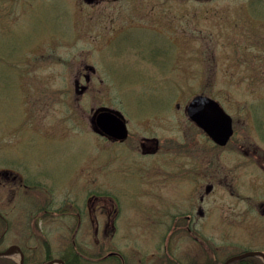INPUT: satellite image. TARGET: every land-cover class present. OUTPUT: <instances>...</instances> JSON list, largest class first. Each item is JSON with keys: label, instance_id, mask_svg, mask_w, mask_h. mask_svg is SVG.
Listing matches in <instances>:
<instances>
[{"label": "rangeland", "instance_id": "rangeland-1", "mask_svg": "<svg viewBox=\"0 0 264 264\" xmlns=\"http://www.w3.org/2000/svg\"><path fill=\"white\" fill-rule=\"evenodd\" d=\"M150 1L164 7L156 11L155 24L136 17L117 34L89 27L85 7L77 0H0V170L28 180L16 193L0 186V213L6 210L4 198L9 206L4 213L9 230L0 247L30 246V264L44 263L46 256L39 239H29L25 221V212L31 215L39 204L75 201L78 209V201L90 191L83 188L102 181L103 172L115 188L109 194L115 191L120 202L132 203L135 210L129 214L147 202L136 174L129 181L119 176L115 148L103 151L99 137L89 132V106L116 108L133 126L152 113L167 111L169 119L182 118L174 110L178 104L185 108L194 96L218 89L213 99L227 114L263 119L264 132V88L259 89L255 78L264 65V0ZM243 59L252 61L251 73L243 74ZM86 61L96 67L97 81L104 78L108 84L102 94L93 84L90 94L76 102L71 81ZM158 114L154 119H167ZM38 184L43 190H36ZM123 223L126 234L107 239L109 250L121 251L131 261L192 264L194 248L181 241L183 247H172L167 258L165 239L139 235L132 227L137 219ZM59 226L48 218L41 224L56 234ZM56 234L48 240L53 256L60 258L70 238ZM94 240L88 234L75 239L94 262L114 264L97 262L105 254ZM98 241L103 245L105 240ZM230 249L233 254L249 248L242 242ZM13 258L19 261V256Z\"/></svg>", "mask_w": 264, "mask_h": 264}, {"label": "flooded vegetation", "instance_id": "flooded-vegetation-1", "mask_svg": "<svg viewBox=\"0 0 264 264\" xmlns=\"http://www.w3.org/2000/svg\"><path fill=\"white\" fill-rule=\"evenodd\" d=\"M79 1L85 7L83 13L89 27L117 34L121 26L133 23L136 17L142 22L155 24L156 11L164 9L151 4L150 0ZM162 12L166 15L165 11ZM247 62L252 64V61ZM246 65L250 67L248 63ZM252 71L250 68L249 73ZM20 75L26 76L23 72ZM98 75L96 67L91 63L86 61L85 65L82 64L74 77L76 79L71 81L76 102L90 94L93 84L101 94L105 91L103 89L108 84L107 80L103 78L97 81ZM255 78L260 81L257 84H264V65ZM105 106L96 109L89 106L88 130L94 129L103 144V151L109 152L110 148H115L113 159L117 157L115 162L119 176L121 173L129 181L131 174H136L140 195L147 202L134 214H129L135 210L132 203L130 200L120 202L115 194L111 196L109 190L115 188L109 182L107 173L101 172L102 181L90 183L99 189V193L91 191L95 188L84 187L90 191L78 201L80 209H77L75 201L66 200L58 204L48 200L41 207L39 204L31 215L26 211L27 234L31 239L40 238L43 245V237L56 234L41 227L47 218L60 224L55 230L57 236L70 238V244L62 256L55 258L52 253L48 261L63 260L65 264H71L78 255L87 262L90 257L76 243V238L88 234L96 239L94 241L99 251H102L98 239L106 243L107 239L126 231L122 230L124 221L137 219L139 224H132L134 231L141 236L165 239V245L162 244L164 251L172 252V247L178 251L183 247L182 243L186 248H194L196 253L192 264H226L243 255L248 256L229 264H264V132L260 127L263 126V119L232 117L233 133L225 143H221L214 134L217 120L202 118L199 120L200 125L191 119L188 107H185L182 109V118L175 120L169 119L170 113L165 111L167 119L163 121L154 119L158 118L155 117L158 113H152L149 119L139 120L133 126L126 121L127 137L115 140L95 130L93 115L113 108ZM117 111L114 114L122 118ZM206 120L212 126H206ZM27 181L26 176L0 170V186L4 190L15 192L17 186L20 189L27 187ZM39 184L36 190H43ZM114 186L118 187V184ZM4 200L6 210L0 213V219L7 224L8 219L4 213H8L9 206ZM53 206L56 208L51 209ZM241 236L244 241H241ZM255 237H261L262 240L257 241ZM242 242L244 248L249 249L228 253L230 248ZM13 246L15 248L12 250ZM13 246L0 247V254L11 250L14 251L12 254L22 258L23 264L32 263L29 244L26 245L29 247ZM108 254H115L114 257L118 259L115 264H153L131 261L132 258L120 252ZM12 259L9 258L14 264Z\"/></svg>", "mask_w": 264, "mask_h": 264}, {"label": "water", "instance_id": "water-1", "mask_svg": "<svg viewBox=\"0 0 264 264\" xmlns=\"http://www.w3.org/2000/svg\"><path fill=\"white\" fill-rule=\"evenodd\" d=\"M204 100H207V99H205V98H202V97H197L194 101H193V103L192 104H196V105H198V111L200 110H203V112L205 113V114H202V115H206V114H208V113H211L210 115H215L216 117H220V118H222L223 119V116L220 114V113H217L216 111V109L211 105H208V104H205L203 101ZM207 101H209V100H207ZM204 104H203V103ZM202 105V106H201ZM208 105V106H207ZM206 106V107H205ZM209 106L211 107V108H209ZM196 106H193V107H191V109H194ZM200 107V108H199ZM213 107V108H212ZM203 108V109H202ZM221 109V108H220ZM211 110H214L213 112L211 111ZM198 111H195L196 113L198 112ZM222 111V110H221ZM194 112V115H192L193 116V118L196 120V121H198L196 118H200L201 116L199 115H196V113ZM223 112V111H222ZM221 115V116H220ZM227 117V116H226ZM112 118V119H111ZM198 118V119H199ZM115 120H117L114 116H112L110 113H104V114H101V115H99L98 116V118H97V121H98V123L100 124L99 126H100V128H101V130H103V132L105 131V133L106 134H109L110 136H112V138H118V139H120V136H121V132H122V130L124 131L125 130V126H124V124L122 123V122H120L119 120V122L117 123ZM111 121V122H110ZM113 122V123H112ZM115 122V123H114ZM220 123H221V127L222 128H224L225 129V125H226V123H225V121H223V123L220 121ZM102 124H107L108 125V129L107 130H105V129H103L102 128ZM111 130V131H110ZM126 131H124V133H125ZM225 133V131L224 132H222V133H220L221 135L222 134H224ZM230 134V133H229ZM123 138V137H122ZM11 253V251H8V252H6L5 254H2V255H0V256H8L9 254ZM246 256H243V257H241V258H239V259H242V258H245ZM50 264H52V263H50Z\"/></svg>", "mask_w": 264, "mask_h": 264}, {"label": "trees", "instance_id": "trees-1", "mask_svg": "<svg viewBox=\"0 0 264 264\" xmlns=\"http://www.w3.org/2000/svg\"><path fill=\"white\" fill-rule=\"evenodd\" d=\"M48 252H50L49 248H48ZM76 259H77V256H76ZM70 263L72 264V262H70ZM0 264H13V263H11L10 260H0Z\"/></svg>", "mask_w": 264, "mask_h": 264}]
</instances>
